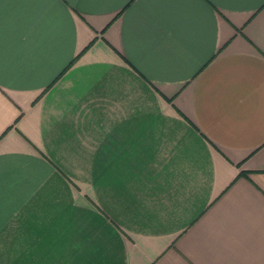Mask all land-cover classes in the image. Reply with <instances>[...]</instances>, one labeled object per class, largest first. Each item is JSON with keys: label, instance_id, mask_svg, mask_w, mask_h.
<instances>
[{"label": "crops", "instance_id": "crops-1", "mask_svg": "<svg viewBox=\"0 0 264 264\" xmlns=\"http://www.w3.org/2000/svg\"><path fill=\"white\" fill-rule=\"evenodd\" d=\"M0 264H264V0H0Z\"/></svg>", "mask_w": 264, "mask_h": 264}]
</instances>
